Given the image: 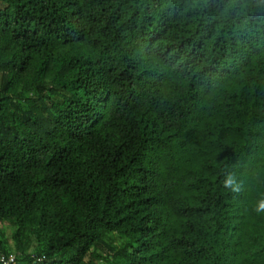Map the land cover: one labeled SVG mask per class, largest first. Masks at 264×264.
<instances>
[{
    "label": "trees",
    "instance_id": "trees-1",
    "mask_svg": "<svg viewBox=\"0 0 264 264\" xmlns=\"http://www.w3.org/2000/svg\"><path fill=\"white\" fill-rule=\"evenodd\" d=\"M262 203L264 0H0V264H264Z\"/></svg>",
    "mask_w": 264,
    "mask_h": 264
},
{
    "label": "built area",
    "instance_id": "built-area-1",
    "mask_svg": "<svg viewBox=\"0 0 264 264\" xmlns=\"http://www.w3.org/2000/svg\"><path fill=\"white\" fill-rule=\"evenodd\" d=\"M2 262H3V264H15V258L12 257L10 259L5 260V258L3 257Z\"/></svg>",
    "mask_w": 264,
    "mask_h": 264
},
{
    "label": "rangeland",
    "instance_id": "rangeland-1",
    "mask_svg": "<svg viewBox=\"0 0 264 264\" xmlns=\"http://www.w3.org/2000/svg\"><path fill=\"white\" fill-rule=\"evenodd\" d=\"M5 230H6V236H7V238L9 239V241L11 242V240H10V237H11V230H10V228H6L5 227ZM33 249V248H32ZM32 249H30V252H32Z\"/></svg>",
    "mask_w": 264,
    "mask_h": 264
},
{
    "label": "clouds",
    "instance_id": "clouds-1",
    "mask_svg": "<svg viewBox=\"0 0 264 264\" xmlns=\"http://www.w3.org/2000/svg\"><path fill=\"white\" fill-rule=\"evenodd\" d=\"M260 207H261V208H264V203H262Z\"/></svg>",
    "mask_w": 264,
    "mask_h": 264
}]
</instances>
